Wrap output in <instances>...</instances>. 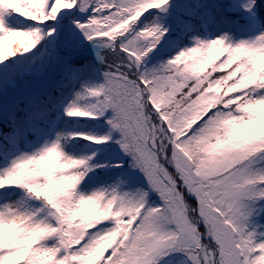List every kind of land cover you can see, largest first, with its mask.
<instances>
[{"label":"snow or ice","instance_id":"snow-or-ice-1","mask_svg":"<svg viewBox=\"0 0 264 264\" xmlns=\"http://www.w3.org/2000/svg\"><path fill=\"white\" fill-rule=\"evenodd\" d=\"M168 5L0 0V64L52 37L75 9L91 8L76 27L89 41L103 38L111 55L104 83L86 89L95 103L84 108L74 100L65 109L107 124V131L63 138L90 141L91 155L68 154L58 137L0 170V200L20 189L39 202L0 208V264H264V230L251 227L264 208V18L255 15L264 4L244 0L235 19L227 12L237 8L217 6L209 21L219 15L239 29H258L253 39L233 43L225 33L178 50L161 44L168 28L149 19ZM11 17L47 32L8 27ZM78 55L71 44L56 53L69 68ZM97 145L120 155H98ZM96 168L125 179L77 191ZM119 184L129 190L118 191Z\"/></svg>","mask_w":264,"mask_h":264},{"label":"trees","instance_id":"trees-1","mask_svg":"<svg viewBox=\"0 0 264 264\" xmlns=\"http://www.w3.org/2000/svg\"><path fill=\"white\" fill-rule=\"evenodd\" d=\"M171 0H169L170 2ZM244 0H182L178 14V23L168 29L162 45L178 48L191 47L196 40L213 39L217 37L219 28L227 31L231 42L242 39H253L251 30H242L236 26L221 22L219 15L215 22H209L211 15L216 14L217 6L237 8L236 11L227 12L233 19L243 13ZM157 11H152L156 13ZM92 14L91 8L87 14ZM153 15L149 17L152 20ZM191 19V24L184 21ZM243 23V21H241ZM7 26L17 29H31L41 27L46 33L47 29L42 25H36L23 17H11L7 20ZM58 29V24L56 25ZM59 30L52 37L44 36L37 46L28 53L17 54L0 64V102L11 98L10 104L4 109L8 113L0 116V170L10 166L12 160L19 156L33 152L38 144H50L58 137L64 143L65 151L76 158H86L91 155V142L80 137L64 141L70 133L83 132L96 134L99 131H107L108 126L102 122L103 118L90 120L80 117H69L65 109L72 101H76L81 107L90 108L96 98L90 97L86 89L97 88L104 83L103 69L90 57L75 59L69 68L62 61H58L56 53L59 50ZM19 39V38H17ZM38 51L35 55H26ZM223 58V57H221ZM158 60L151 59L146 65L153 67ZM36 83L34 91L28 92L25 86ZM79 93V97H77ZM43 112V115L39 114ZM15 129V131H13ZM7 144L6 150L4 149ZM98 155H104L116 159V148L104 149L95 146ZM132 171V170H130ZM97 173L89 172L77 191L90 194L99 188H109L114 181L124 178L117 177L115 172L104 171L96 168ZM92 178V179H89ZM14 195H18V203L23 207H29L39 202L31 200L22 190L17 189ZM0 200V208L2 202ZM257 232L264 230V215L253 227Z\"/></svg>","mask_w":264,"mask_h":264},{"label":"rangeland","instance_id":"rangeland-1","mask_svg":"<svg viewBox=\"0 0 264 264\" xmlns=\"http://www.w3.org/2000/svg\"><path fill=\"white\" fill-rule=\"evenodd\" d=\"M263 0H257V3H261ZM181 3V0H172L169 2V5L166 6V11L163 9H153L152 11H157L159 12V15L156 13L154 15V20L158 21L159 23L163 24L167 28H171L176 20L177 16L175 15V11L179 4ZM89 12V8L84 11L80 12L78 9L73 10L74 14H70L65 12L64 15L62 16V25L60 28L63 29V34L62 38L65 42V44H71L73 47L76 48V50L79 52H86V53H93L95 54L103 63L104 59L107 56L108 59H111V55L109 54L108 49L105 47V43L103 38L102 39H96L89 41L85 38L83 33L80 32V30L76 27V24L74 21H80V22H86V15ZM72 15H75L74 18L70 19ZM264 18L263 16H260ZM259 31V30H258ZM63 43V42H62ZM64 44V45H65ZM35 53V52H34ZM33 53L27 54V56H30ZM150 60H148L149 62ZM147 62V64H148ZM105 68V67H104ZM104 77V73H103ZM105 80V78H104ZM36 83H33L29 86H25L24 88L27 89L28 92L34 91L37 85L35 86ZM32 89L31 87H34ZM11 98H7L6 100H3L0 102V116L3 115L5 116L8 112V109H4L8 104H10ZM108 115H111V112H108ZM131 170V169H129ZM138 174V173H137ZM123 181L124 179H120ZM115 184L114 186H116ZM118 191L123 190V191H128L129 189L124 185V184H119V187L117 189ZM262 204H264V201H261ZM12 204V203H11ZM264 215V208H259L257 209V212L254 217L251 218V227H255L258 224V221H260V218Z\"/></svg>","mask_w":264,"mask_h":264}]
</instances>
